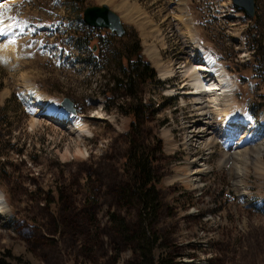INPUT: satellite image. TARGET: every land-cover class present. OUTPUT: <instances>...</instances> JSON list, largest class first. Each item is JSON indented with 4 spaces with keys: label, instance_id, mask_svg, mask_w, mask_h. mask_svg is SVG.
I'll use <instances>...</instances> for the list:
<instances>
[{
    "label": "rangeland",
    "instance_id": "rangeland-1",
    "mask_svg": "<svg viewBox=\"0 0 264 264\" xmlns=\"http://www.w3.org/2000/svg\"><path fill=\"white\" fill-rule=\"evenodd\" d=\"M255 2L249 19L230 0H0V191L10 212L0 217L1 260L264 264V0ZM103 5L121 18L123 37L83 26L84 11ZM191 35L237 79L242 114L227 136L239 149L196 147L206 145L208 122L192 97L178 94L186 78L177 69L193 60ZM85 36L96 51L79 43ZM136 39L156 79L138 82L136 99L117 91L108 106L120 55ZM166 68L178 74L161 79ZM65 98L75 103L82 133L35 116ZM169 137L176 149L167 148ZM157 140L160 207L150 214L130 190L125 158L131 147L151 150ZM203 160L198 186L168 182Z\"/></svg>",
    "mask_w": 264,
    "mask_h": 264
},
{
    "label": "bare ground",
    "instance_id": "bare-ground-1",
    "mask_svg": "<svg viewBox=\"0 0 264 264\" xmlns=\"http://www.w3.org/2000/svg\"><path fill=\"white\" fill-rule=\"evenodd\" d=\"M123 9L125 10V12L129 11V9ZM133 13V11H130V13H128V16L133 18ZM137 17H140L139 13ZM134 19L139 20V24L143 28L145 27L146 24L143 19ZM191 36L192 41H194L193 45H195V47L193 46L195 50H192L191 52L193 60H190L188 62L189 64H185L182 67L180 66L177 69H182V75L186 78L180 85L178 89V91L180 92L178 94L182 96H190L194 99V104L196 105H194V107L199 106L197 110H200V114H205V116L202 117H204L203 119L208 122L207 131L211 132V135L216 134V131L220 130L219 125H222V129L224 131H228L232 125L234 126L240 124V121H237V119L238 117L241 118L242 114L241 109L239 108V106H237L235 102V93L236 88L238 86L237 79L229 75L225 67L221 65V63L217 60L216 57H214L210 50L204 48L200 44L198 36ZM9 46L11 51H16L15 46ZM146 52L152 60H158L157 51L153 47L148 48ZM195 56L198 57L199 61L196 60L197 58ZM218 62L220 64H218ZM177 70L175 71L173 69L167 68L160 69L159 76L161 79L173 78L178 74ZM171 92L176 93V90H171ZM226 113L227 115H229V117L224 120H219V115H226ZM40 115L50 118L52 122L64 125L68 128V130L71 131V133H82L84 131V128L80 124L79 118L74 116L72 113H66V111L58 107V105L49 107L47 106L44 108H36L35 116ZM210 115L212 116V119H214V121H211ZM231 115H233V118L230 117ZM209 119L210 121H208ZM214 122L217 124L218 128L215 127ZM203 131L201 132V134H203ZM169 139L171 138H168L166 145L167 148H175V143L169 141ZM196 145V147L204 148L202 147V142H198ZM234 152L236 157L241 155L243 156L244 154L241 150H235ZM81 153L84 155V152ZM195 162H191V165L188 168H182L180 171L176 172L177 174L169 178L168 182L173 183L174 181H182L188 186H198L200 182L199 176L201 174L204 175V173L202 172L206 170V166H200L198 162H196L197 164ZM2 192L0 191V217L10 213L7 206V199H5L6 196H4L5 194Z\"/></svg>",
    "mask_w": 264,
    "mask_h": 264
},
{
    "label": "trees",
    "instance_id": "trees-1",
    "mask_svg": "<svg viewBox=\"0 0 264 264\" xmlns=\"http://www.w3.org/2000/svg\"><path fill=\"white\" fill-rule=\"evenodd\" d=\"M105 37H99L98 40H106ZM79 43H81L84 48L93 51L94 42L89 36L83 37ZM260 48L262 42L258 43ZM258 48L260 51L261 49ZM143 49L140 45L138 39L128 45L126 51L123 55H120L122 72L118 77L113 78L114 86L112 88L113 95L107 94L105 97L106 103L108 101H114V96L117 91L124 90L127 96L136 99L135 86L138 82H149L156 79L155 70L151 67L147 59L142 55ZM93 53V52H92ZM160 84V83H158ZM142 102V101H140ZM109 106V104H108ZM139 107H134L132 112L134 116L138 117L140 112ZM136 117H133L134 123L136 124ZM162 153V142L157 140V145L151 150L142 148L131 147L125 158L126 169H128V174L132 171V192L134 196H139L142 211L145 213L155 214L160 207L157 202V188L161 183V177L158 176V171H160V165L157 163L155 157L156 151ZM0 264H9L0 259Z\"/></svg>",
    "mask_w": 264,
    "mask_h": 264
},
{
    "label": "water",
    "instance_id": "water-1",
    "mask_svg": "<svg viewBox=\"0 0 264 264\" xmlns=\"http://www.w3.org/2000/svg\"><path fill=\"white\" fill-rule=\"evenodd\" d=\"M232 1L236 7L242 9L250 17L255 16V0ZM83 20L89 27L108 29L117 37L125 35V29L120 17L106 5L87 8L83 13ZM61 107L67 112L77 113L74 103L68 98L62 101Z\"/></svg>",
    "mask_w": 264,
    "mask_h": 264
},
{
    "label": "snow or ice",
    "instance_id": "snow-or-ice-1",
    "mask_svg": "<svg viewBox=\"0 0 264 264\" xmlns=\"http://www.w3.org/2000/svg\"><path fill=\"white\" fill-rule=\"evenodd\" d=\"M3 14L0 13V16H2ZM0 25H2V20H0ZM6 35V30L3 27H0V36H4Z\"/></svg>",
    "mask_w": 264,
    "mask_h": 264
}]
</instances>
